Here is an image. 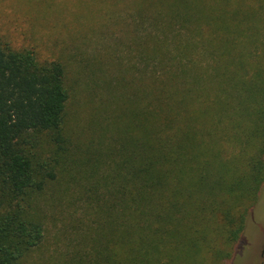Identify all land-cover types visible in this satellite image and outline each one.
I'll return each instance as SVG.
<instances>
[{
    "label": "trees",
    "instance_id": "16d2710c",
    "mask_svg": "<svg viewBox=\"0 0 264 264\" xmlns=\"http://www.w3.org/2000/svg\"><path fill=\"white\" fill-rule=\"evenodd\" d=\"M154 7L140 43L151 71L99 135L105 192L90 189L92 254L78 264H227L264 186V0ZM69 99L62 62L0 38V264L44 239L37 200L72 139Z\"/></svg>",
    "mask_w": 264,
    "mask_h": 264
},
{
    "label": "rangeland",
    "instance_id": "374dc122",
    "mask_svg": "<svg viewBox=\"0 0 264 264\" xmlns=\"http://www.w3.org/2000/svg\"><path fill=\"white\" fill-rule=\"evenodd\" d=\"M227 1L230 11L238 1L255 5V0H206L216 7ZM159 2L168 0H0L2 41L15 50L34 51L40 62H62L70 91L72 139L61 153L56 179L37 200L44 239L21 264H78L90 259L96 218L87 197L95 195L90 189L105 192L101 178L106 176L107 159L101 152L110 142L107 134L99 145V135L113 123L116 102L130 82L151 71L140 43L146 37L152 45L154 4ZM175 50L177 56H185ZM122 122L120 118L116 124ZM257 200L227 264L263 263L259 250L264 243V186Z\"/></svg>",
    "mask_w": 264,
    "mask_h": 264
},
{
    "label": "flooded vegetation",
    "instance_id": "af4514ba",
    "mask_svg": "<svg viewBox=\"0 0 264 264\" xmlns=\"http://www.w3.org/2000/svg\"><path fill=\"white\" fill-rule=\"evenodd\" d=\"M259 252H260L261 258H263V263L262 264H264V243H263L261 249L259 250Z\"/></svg>",
    "mask_w": 264,
    "mask_h": 264
}]
</instances>
